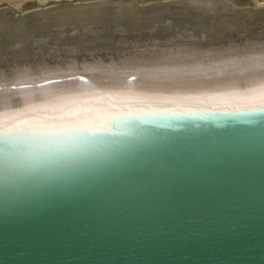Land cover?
<instances>
[{
  "label": "water",
  "instance_id": "1",
  "mask_svg": "<svg viewBox=\"0 0 264 264\" xmlns=\"http://www.w3.org/2000/svg\"><path fill=\"white\" fill-rule=\"evenodd\" d=\"M253 102L124 105L34 171L0 135V264H264V111L214 110Z\"/></svg>",
  "mask_w": 264,
  "mask_h": 264
},
{
  "label": "bare ground",
  "instance_id": "2",
  "mask_svg": "<svg viewBox=\"0 0 264 264\" xmlns=\"http://www.w3.org/2000/svg\"><path fill=\"white\" fill-rule=\"evenodd\" d=\"M76 1L0 0V123L78 105L264 99V0Z\"/></svg>",
  "mask_w": 264,
  "mask_h": 264
},
{
  "label": "snow or ice",
  "instance_id": "3",
  "mask_svg": "<svg viewBox=\"0 0 264 264\" xmlns=\"http://www.w3.org/2000/svg\"><path fill=\"white\" fill-rule=\"evenodd\" d=\"M148 110L134 111L131 107L110 105L98 107L94 105H78L55 114H39L16 120L9 125H0V135L7 134L14 143L26 136L44 137L53 133L66 131L87 132L97 135L108 132L113 121L122 116L155 115L156 111L151 106ZM210 111L213 109H192L178 106L170 109H161L166 114H186L193 111ZM217 111H234L240 113L264 111V99L242 107L214 109Z\"/></svg>",
  "mask_w": 264,
  "mask_h": 264
},
{
  "label": "clouds",
  "instance_id": "4",
  "mask_svg": "<svg viewBox=\"0 0 264 264\" xmlns=\"http://www.w3.org/2000/svg\"><path fill=\"white\" fill-rule=\"evenodd\" d=\"M85 133L66 131L44 137L26 136L23 138V152L20 153L25 170L34 171L83 151L86 143L81 138Z\"/></svg>",
  "mask_w": 264,
  "mask_h": 264
},
{
  "label": "rangeland",
  "instance_id": "5",
  "mask_svg": "<svg viewBox=\"0 0 264 264\" xmlns=\"http://www.w3.org/2000/svg\"><path fill=\"white\" fill-rule=\"evenodd\" d=\"M80 1V0H79ZM78 1V2H79ZM88 1H90V0H83V2H88ZM77 1H76V5H80V4H83V2L82 1H80V3H78ZM7 6V5H6ZM5 5L4 6H2V5H0V10L2 9V8H5L6 7ZM52 6H54V5H52V4H50V6H48V4L47 5H45V6H35V8L33 7V8H28V9H26V10H24L23 11V13L22 14H24V16H26V15H36V13H40L41 11V9H44V10H46V9H48V8H50V7H52ZM44 7V8H43Z\"/></svg>",
  "mask_w": 264,
  "mask_h": 264
}]
</instances>
